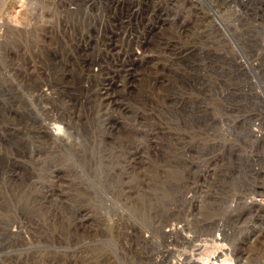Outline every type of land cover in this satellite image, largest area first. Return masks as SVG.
Instances as JSON below:
<instances>
[{
  "label": "rangeland",
  "instance_id": "374dc122",
  "mask_svg": "<svg viewBox=\"0 0 264 264\" xmlns=\"http://www.w3.org/2000/svg\"><path fill=\"white\" fill-rule=\"evenodd\" d=\"M101 1L0 38V264H261L264 0Z\"/></svg>",
  "mask_w": 264,
  "mask_h": 264
},
{
  "label": "built area",
  "instance_id": "2783aa9c",
  "mask_svg": "<svg viewBox=\"0 0 264 264\" xmlns=\"http://www.w3.org/2000/svg\"><path fill=\"white\" fill-rule=\"evenodd\" d=\"M71 0H0V38L3 35V31L6 29L8 23L12 21L16 26L19 27H29L31 23L39 24V27L47 28L49 27L51 32H58L59 29L69 30L70 34H72L73 30L76 27L75 19H69V13L67 12V8ZM11 3L14 8H16V14H10L12 12L11 9L7 8V5ZM74 3V2H72ZM99 5L100 8L94 10L92 12L86 11V6L91 5ZM103 2L101 0H77V4H71L70 10L71 13L76 12L77 15L84 14V21L87 23V19L89 14L95 19L97 23V27L95 30H99V34H102V30L104 27V23L108 16V10L103 9ZM117 7L118 5L112 0V16H109L110 19V37L113 35V28L117 26L119 18L117 16ZM116 33V32H115ZM98 34V33H96ZM262 90L261 94L264 96V84L260 85ZM264 112L260 113L258 118H264ZM257 118V119H258ZM257 119L253 120L251 123V131L254 133V141L260 142L264 140V123L261 128V124ZM251 141V140H250ZM252 170L257 175L256 171H259L261 174V178L258 181H255L252 184L251 192L244 194L240 197L243 199L242 209L246 208V213L238 214L237 224L234 225V230H228L229 236H237L242 234L245 229H256L264 232V220L262 216L264 215V161L260 164L253 165ZM242 214V215H241ZM258 217V218H257ZM232 231V233L230 232ZM223 231L217 234L215 239L219 242V246L225 248L228 252H231L230 248H227L226 245H229L231 241H226L221 235ZM225 255V254H223ZM230 257V253H228V258ZM237 264H251L250 260L237 261ZM260 264V263H258ZM261 264H264V260Z\"/></svg>",
  "mask_w": 264,
  "mask_h": 264
},
{
  "label": "bare ground",
  "instance_id": "6f19581e",
  "mask_svg": "<svg viewBox=\"0 0 264 264\" xmlns=\"http://www.w3.org/2000/svg\"><path fill=\"white\" fill-rule=\"evenodd\" d=\"M56 1H61V0H56ZM72 2H74L75 4H77V0H71ZM72 2H70L69 3V5H68V8H67V12H69L70 14L69 15H72L73 13H71V11L72 10H70L69 11V9H70V5L71 4H74V3H72ZM95 5V4H94ZM94 10H96V9H94ZM76 12H74V14H75ZM73 14V15H74ZM9 24V23H8ZM12 24H14V23H12ZM115 28V27H114ZM116 29V28H115ZM116 31V30H115ZM263 119H261L260 121H262ZM257 174H258V172H256ZM258 218V217H257ZM262 219L264 220V215L262 216ZM220 226V225H219ZM228 230V229H227ZM213 241V240H212ZM214 241H216V240H214ZM211 242V241H210ZM217 243H219V242H217ZM217 247V246H216ZM232 250V249H231ZM201 252V251H200ZM217 258V257H216ZM231 258H232V256H231ZM220 259V258H219ZM221 261V260H220ZM230 261V260H229ZM219 262V261H218ZM197 263V262H196ZM198 264V263H197Z\"/></svg>",
  "mask_w": 264,
  "mask_h": 264
}]
</instances>
